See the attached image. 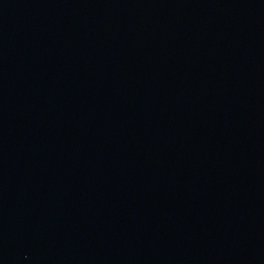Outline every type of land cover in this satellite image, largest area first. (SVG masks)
<instances>
[{
    "label": "water",
    "instance_id": "1",
    "mask_svg": "<svg viewBox=\"0 0 264 264\" xmlns=\"http://www.w3.org/2000/svg\"><path fill=\"white\" fill-rule=\"evenodd\" d=\"M0 264H264V0H0Z\"/></svg>",
    "mask_w": 264,
    "mask_h": 264
}]
</instances>
